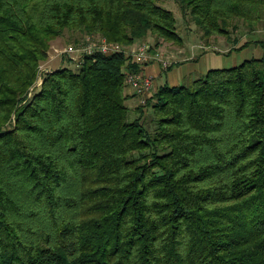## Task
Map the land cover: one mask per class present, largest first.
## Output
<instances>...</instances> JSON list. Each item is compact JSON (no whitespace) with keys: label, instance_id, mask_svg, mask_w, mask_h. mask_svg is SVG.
<instances>
[{"label":"trees","instance_id":"1","mask_svg":"<svg viewBox=\"0 0 264 264\" xmlns=\"http://www.w3.org/2000/svg\"><path fill=\"white\" fill-rule=\"evenodd\" d=\"M174 1L204 39L264 19V0ZM65 30L182 43L160 0H0V264H264V42L145 103L123 52L48 71L30 94Z\"/></svg>","mask_w":264,"mask_h":264},{"label":"rangeland","instance_id":"2","mask_svg":"<svg viewBox=\"0 0 264 264\" xmlns=\"http://www.w3.org/2000/svg\"><path fill=\"white\" fill-rule=\"evenodd\" d=\"M160 3L174 12L177 18V30L182 37V43L177 44L159 39V46L156 48L155 46H152L151 50L155 49V51L152 53L159 55V58L162 57L164 60L159 61L156 59L151 62L158 63L156 68L158 67V72H160V75L156 78V84L152 86L151 92L156 90V88H154L156 85L159 86L164 82L171 84L169 81H166V78L169 72L173 71V68L177 65L176 63H173V66L170 69H164V61L166 60L170 62L175 58L195 57V59H189L188 61L193 62L196 60V62L200 63L204 68H207V65L208 68H218L230 67L239 64L244 59L250 58L253 54L254 57L260 56L262 51V47L260 45L261 42H264V19L253 27H250V25L238 20L236 22V26L230 28L229 36L216 34L208 39H204L193 19L189 16V14L184 15L174 0H160ZM85 36L86 35L83 37L80 36L79 33H73L69 30H65L63 35L56 37V39L51 42L47 51L46 59L41 61L38 65V69L40 71L30 89V94H32L35 88H39L43 81V76L46 72H48V70H53L64 66L70 67L71 69L75 68L71 61L67 59L68 56L66 54H63L61 58L59 57L61 54H57V49H63L69 44L80 43L83 41ZM74 39H77L78 41H74ZM207 40H209V42H206ZM247 40H251L250 43H254L255 40L261 42L260 45L256 47L250 46V43L244 47H241ZM155 41L156 37L154 35H148L140 43L133 44L132 46H137L141 43L155 45ZM161 52L165 53V57L161 55ZM169 65H172V63L170 62ZM202 74H198L197 76ZM129 89L130 87L127 86L126 90ZM135 102H137V99L127 101L129 105H133ZM133 113V110H131L129 113L130 119L134 117ZM152 113L151 107H146L142 119L146 128L149 130L154 127Z\"/></svg>","mask_w":264,"mask_h":264},{"label":"built area","instance_id":"3","mask_svg":"<svg viewBox=\"0 0 264 264\" xmlns=\"http://www.w3.org/2000/svg\"><path fill=\"white\" fill-rule=\"evenodd\" d=\"M119 52L129 55L132 61L139 66L137 70L125 69V83L139 95L140 102L145 103L147 97L152 94L154 76L144 71V67L153 60H164L162 57L159 58V55L152 53L151 44L141 43L130 47L109 42L94 35H86L80 43L69 44L63 49H57V54H61L59 57L61 58L63 54H66L68 56L67 59L71 61L75 68L81 66L86 56L94 55L95 53L112 54ZM169 64L168 60L164 61V69L168 68Z\"/></svg>","mask_w":264,"mask_h":264},{"label":"crops","instance_id":"4","mask_svg":"<svg viewBox=\"0 0 264 264\" xmlns=\"http://www.w3.org/2000/svg\"><path fill=\"white\" fill-rule=\"evenodd\" d=\"M252 47H256L260 45L259 43H250L249 44ZM261 46V45H260ZM262 49V48H261ZM262 53V51H261ZM161 55L165 57V53L161 52ZM252 55V54H251ZM254 55V54H253ZM251 56L250 58L254 57ZM261 55V54H260ZM259 57V56H256ZM195 59L192 57H182V58H175L171 60L170 62L172 65H170L167 69H170L173 66V63H176L177 66L173 68V71H170L169 74L167 75L166 81H169L171 84H167V82H164L163 84L169 85V86H176L184 83L185 81H190L195 78L198 74L205 73L208 69V65L206 66L207 68H204L201 66L200 63H197L196 60L193 62H189L188 60ZM248 59V58H246ZM158 63H150L144 67V71H146L149 74H152L154 76V85L156 84V78L157 76L160 75V72L158 67L156 68ZM160 84V85H163ZM159 85V86H160ZM158 86H154V88H157ZM129 94H133L134 92L129 89L128 90ZM131 99H137L136 96L132 97ZM138 102H135L137 104Z\"/></svg>","mask_w":264,"mask_h":264}]
</instances>
